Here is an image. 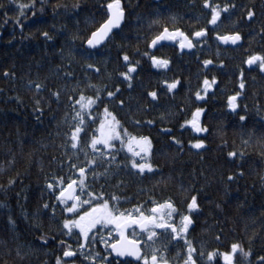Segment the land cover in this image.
Here are the masks:
<instances>
[{
  "label": "trees",
  "instance_id": "obj_1",
  "mask_svg": "<svg viewBox=\"0 0 264 264\" xmlns=\"http://www.w3.org/2000/svg\"><path fill=\"white\" fill-rule=\"evenodd\" d=\"M113 3L123 25L85 48ZM163 30L193 50L149 51ZM234 34L241 44L217 41ZM197 110L203 132L185 126ZM103 111L149 138L152 171L132 168L123 135L90 147ZM71 182L81 210L167 204L174 223L188 218L185 245L160 234L147 246L156 257L183 263L189 245L194 264H264V0H0V264L81 258L66 225L77 215L58 199ZM83 257L72 261L98 264Z\"/></svg>",
  "mask_w": 264,
  "mask_h": 264
},
{
  "label": "flooded vegetation",
  "instance_id": "obj_2",
  "mask_svg": "<svg viewBox=\"0 0 264 264\" xmlns=\"http://www.w3.org/2000/svg\"><path fill=\"white\" fill-rule=\"evenodd\" d=\"M220 9H222L221 13L225 11L224 8H220ZM221 13L219 16L213 17L214 21L215 19L221 16ZM177 44H180V41ZM157 208L158 209L157 211H155V213L153 210H151L147 214L141 212L125 213L128 216L121 222H119L120 218L115 216L113 220H110L111 224L114 225L113 226L114 229H112L111 227H107L103 229L102 227H100V225L88 228L87 232L80 233L84 241V244L81 245L82 249L80 250L79 253V256H81V258L76 257V253L74 251H71L73 255L71 258L67 260L69 261L67 264H75V262L77 260L78 261L81 260L83 256L84 259L90 258L92 262L98 261V264H174L172 261L170 262L168 260L163 259L161 257V254L158 257H156L150 251L151 248L147 246L153 240L160 239V234L161 235L164 234L165 237L171 235L174 241L179 240L181 243L185 245L184 234L187 229V226L190 225V220L188 218H185L181 221H177V223H174L172 217H170V221L165 222L164 218L160 217V207ZM75 213H76L75 215H77L75 221L76 220L78 221L79 217L81 216L80 215L81 213L80 212L79 213L75 212ZM91 219L92 218L87 217L88 221H90ZM126 221H131L136 225L127 228L125 230V235L127 239L132 240L138 244V255L135 260L130 259L129 255H126L123 259H121L120 257L115 256L110 248V246L119 239V235H120V230L118 229L119 225ZM142 223L144 224L143 227L139 225ZM182 223L184 224V227L181 229L179 224ZM150 234L151 235L153 234L152 237L149 236ZM104 236H106V238L103 241ZM90 238H93L92 239L93 241L100 242L99 246L101 245V247L100 250H98L99 252L96 253L97 255H93V253H95L93 252V249H95V245H92L91 247L87 244V241H90ZM181 247H183V250L185 249L184 246ZM186 249L190 250V253L194 251V249H191L189 245H187ZM161 252L164 254L166 253L163 251ZM75 258H77V260L72 261ZM186 261L188 264H194L191 261L190 256H186ZM186 261L180 264H186Z\"/></svg>",
  "mask_w": 264,
  "mask_h": 264
},
{
  "label": "rangeland",
  "instance_id": "obj_3",
  "mask_svg": "<svg viewBox=\"0 0 264 264\" xmlns=\"http://www.w3.org/2000/svg\"><path fill=\"white\" fill-rule=\"evenodd\" d=\"M221 11L222 9L220 8H214L212 10L214 17L219 16ZM258 58L254 57L253 59L254 61H256V60H259ZM213 84H214V81L211 82L210 84L209 83L205 84L204 93H203L204 95L206 94L207 91H209V89H211V87H213ZM202 113H203V110H197L194 114L195 116H193L190 121L186 122L185 126L193 128V131L195 132H203L204 130L200 124V118H201ZM78 131L79 130L75 131L74 136H73L74 139ZM121 135L125 137V142L123 145L124 149L132 156V162H131L132 168L139 172L152 171L153 167L150 163L151 142L149 138L147 137L136 138L132 136L130 137L126 136L124 132L121 131V129L119 128L117 121L114 120L112 115L107 111H103L101 114V122L99 126L97 127L96 135L91 140L90 147L94 149L96 147L101 146V147H104L105 149H109L112 141L118 139L119 136ZM75 196L78 197V201L76 203L73 202L70 205H68V207L70 206L69 208H67L68 214H73L78 209H81L83 207L82 203L79 202V195L77 194V192L75 193ZM170 208H172L170 205H164V206L161 205L160 207V217H163L165 222L170 221V217H171ZM131 212L134 213L135 211H130V213ZM82 213L80 214L81 216L79 217L78 221L77 220L68 221L66 223L67 227L72 228V229H78L80 233L87 232L88 228H91L97 225H100V227H102L103 229L107 227H111L112 229H114L113 227L114 225L111 224L110 220H113L114 217L117 216L118 218H120L119 222H121L128 216L127 214H122V215L113 214L111 209L105 202L95 204L94 206H91L90 208H88V211L86 209L85 213L84 212ZM87 217L92 218V219L88 221ZM179 226L182 229L184 227V224L183 223L179 224ZM152 235L150 234L149 236L152 237ZM105 238L106 236L103 237V241L105 240ZM187 253H188L187 254L188 256L190 253V250L187 249ZM227 259L228 258L224 257V260H227ZM186 264H188L187 261H186Z\"/></svg>",
  "mask_w": 264,
  "mask_h": 264
},
{
  "label": "water",
  "instance_id": "obj_4",
  "mask_svg": "<svg viewBox=\"0 0 264 264\" xmlns=\"http://www.w3.org/2000/svg\"><path fill=\"white\" fill-rule=\"evenodd\" d=\"M125 13L120 9L118 4H110L107 6V18L106 20L89 36L85 42V48L97 49L99 48L115 31L119 30L124 22ZM201 34H198L199 37ZM176 36H180V32L176 33ZM182 44L179 46V50L191 51L192 45L189 43L186 36L182 35ZM218 42L224 47H232L241 44V40L238 35H226L218 37ZM175 38H170L166 31H163L159 36L155 37L149 44V51L153 52L157 47L162 44H172ZM75 190V183L68 184L58 195L60 200H64L67 204H70L73 200V194ZM157 211V209L154 210ZM143 227V223L139 224ZM132 226H136L131 221L122 223L118 228L120 230L119 239L113 243L110 248L113 254L123 259L126 255H129L130 259L135 260L138 255V244L132 240L127 239L125 230ZM140 228V227H139ZM141 230V229H140ZM72 253L65 252L63 259H69L72 257Z\"/></svg>",
  "mask_w": 264,
  "mask_h": 264
},
{
  "label": "bare ground",
  "instance_id": "obj_5",
  "mask_svg": "<svg viewBox=\"0 0 264 264\" xmlns=\"http://www.w3.org/2000/svg\"><path fill=\"white\" fill-rule=\"evenodd\" d=\"M124 23V22H123ZM153 40V39H152ZM151 40V41H152ZM150 41V42H151ZM241 43H242V40H241ZM84 45H85V43H84ZM170 46L169 44H162L161 46ZM85 47V46H84ZM181 52V51H180ZM150 61H151V63H152V65H153V67H156L157 66V60H156V58L155 57H151L150 58ZM158 207H161V206H158Z\"/></svg>",
  "mask_w": 264,
  "mask_h": 264
}]
</instances>
